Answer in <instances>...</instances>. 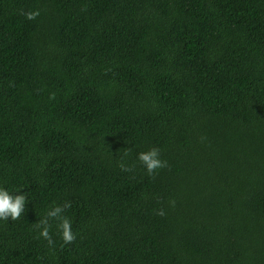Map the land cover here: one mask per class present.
Masks as SVG:
<instances>
[{
    "label": "trees",
    "instance_id": "1",
    "mask_svg": "<svg viewBox=\"0 0 264 264\" xmlns=\"http://www.w3.org/2000/svg\"><path fill=\"white\" fill-rule=\"evenodd\" d=\"M0 186V264H264V0H0Z\"/></svg>",
    "mask_w": 264,
    "mask_h": 264
},
{
    "label": "clouds",
    "instance_id": "2",
    "mask_svg": "<svg viewBox=\"0 0 264 264\" xmlns=\"http://www.w3.org/2000/svg\"><path fill=\"white\" fill-rule=\"evenodd\" d=\"M38 11L27 13L28 19H33L38 15ZM137 159L143 165L148 174H153L155 170L166 166V161L160 158L158 148H149L145 151L137 152ZM120 168L127 171V166L121 163ZM27 196L23 191L10 192L8 188L0 186V221L16 220L21 217L25 211ZM70 207L69 202L63 205L55 204L51 206L43 217L39 218L35 226L39 229L38 236L42 237L47 243L52 244V238L49 234L50 220H56L55 225L61 240L67 244L71 243L76 234L72 230L71 221L63 215L64 210ZM158 215H164L163 209L157 212Z\"/></svg>",
    "mask_w": 264,
    "mask_h": 264
}]
</instances>
